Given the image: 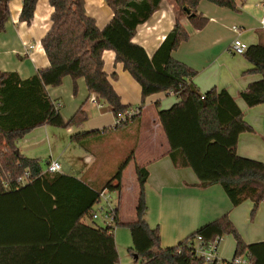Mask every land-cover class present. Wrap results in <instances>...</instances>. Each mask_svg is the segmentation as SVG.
<instances>
[{"label": "trees", "instance_id": "obj_1", "mask_svg": "<svg viewBox=\"0 0 264 264\" xmlns=\"http://www.w3.org/2000/svg\"><path fill=\"white\" fill-rule=\"evenodd\" d=\"M0 0V30L10 18V2ZM114 16L103 29L88 15L85 0H50L54 9L51 28L42 40L50 62L29 79L17 72L0 70V182L19 178L29 171L32 181L25 187L0 190V264H120L114 232L106 227H94L93 214L99 195L118 182L131 160L123 161L111 179L101 189L73 176L44 173L41 161L20 154L18 142L36 128L80 127L87 121L84 110L78 111L69 122L63 119L48 88L63 84L66 77L74 85L84 79L91 94L107 104L116 118L131 106L124 105L115 91L111 77L104 69L103 54L115 52L132 78L141 86L142 112L148 97L173 92L179 102L168 110L159 111V120L170 145V158L177 168H191L199 180V187L221 185L234 207L246 201L253 203L254 218L264 203V164L238 155L241 134L252 132L236 99L226 90L211 89L202 93L193 83L196 71L176 61L172 54L189 38L179 19L163 43L149 57L144 47L133 40L139 26L151 19L163 0H105ZM202 1L236 11L244 0H173L175 5L198 30L209 19L199 13ZM39 0H23L20 20L30 24ZM187 9V10H185ZM253 65L251 73L262 79L240 93L249 108L264 104V45H252L244 55ZM141 113L120 127L104 129L103 133L121 130L135 122ZM101 132H77L71 141L82 148ZM93 146V145H92ZM140 194L133 222L119 219L117 226L129 229L131 256L138 264H205L193 256L197 237L208 246L217 237L232 235L236 240L233 259L247 257L249 264H264V242L246 244L228 216L201 228L185 241L172 248L161 244L160 228L150 227L146 221L148 206L145 185L149 176L146 168L138 167ZM22 261V263H21Z\"/></svg>", "mask_w": 264, "mask_h": 264}, {"label": "crops", "instance_id": "obj_2", "mask_svg": "<svg viewBox=\"0 0 264 264\" xmlns=\"http://www.w3.org/2000/svg\"><path fill=\"white\" fill-rule=\"evenodd\" d=\"M250 1H239L236 11L202 1L198 11L207 17L209 22L206 27L198 30L186 16L182 19L176 16L174 3L163 0L160 9L151 19L138 27L133 41L144 47L149 57H153L179 19L189 38L173 52V58L196 71L193 83L202 93L216 88L228 91L236 99L244 113L245 121L253 129L252 132L240 135L238 155L264 164V104L249 108L240 98V93L252 83L261 80L262 76L251 73L253 65L244 55H234L230 51L232 42L238 36L249 47L264 45V28L261 26L264 9L257 6L258 0H255L256 4H250ZM85 2L88 15L96 20L99 28H105L114 16L106 1L85 0ZM22 8L23 0L10 2V18L5 29L0 30V70L17 72L23 80H26L35 76L39 70L50 66L42 40L51 28L54 9L50 5V0H39L34 19L28 24L20 20ZM233 27H239V35L233 31ZM103 60L108 75L110 77L116 75L112 83L122 103L139 107L142 104L141 86L124 70L123 64L116 61L115 52L105 51ZM48 93L51 99L60 105V113L65 122H69L80 110L86 112L87 121L78 128L63 129L48 125L34 129L18 142L21 155L42 161L48 149L50 154L54 155L52 148L56 150L58 139L64 141L66 139L63 147L66 149L70 147L68 140L75 133L99 131L101 133L96 136L94 142L98 143L106 137H111L112 141L115 140L124 147L125 155L132 156L129 164L137 160L138 154L141 153V163L136 167L146 168L149 173L145 185L148 205L146 221L150 227L160 228L161 244L164 248L179 245L204 226L224 216L230 218L246 244L264 242V203L260 205L253 218L254 205L251 201L234 207L221 185L201 188L191 168L174 166L169 155L168 138L158 113L170 109L179 102L175 94L163 92L148 97L140 117L135 122L121 130L103 133L104 129L113 128L116 117L107 104L98 101L97 95L89 92L84 79L78 80L76 87L72 78L66 77L61 86L49 87ZM95 102L102 107L96 106ZM52 155L50 161H58L61 164L62 174L81 179L96 189L104 187L115 173L101 182L96 176L85 172L79 175L70 174L68 167L59 160H54ZM92 159L91 155L84 156V160L88 163H91ZM126 169L122 176V189L117 194L120 221H123L121 215ZM136 177L138 180L137 172ZM134 217L137 218L136 213L129 218L130 220L124 222H133L136 220ZM83 223L99 227L93 225L94 222L90 220H83ZM123 236L125 233L123 235L122 229L117 237L114 232L117 250L118 242ZM236 246V240L232 235L223 237L218 247L220 259L233 260ZM90 260L91 264H95L94 258ZM27 263L34 264L36 260L29 257ZM126 264H138V261L134 259Z\"/></svg>", "mask_w": 264, "mask_h": 264}, {"label": "rangeland", "instance_id": "obj_3", "mask_svg": "<svg viewBox=\"0 0 264 264\" xmlns=\"http://www.w3.org/2000/svg\"><path fill=\"white\" fill-rule=\"evenodd\" d=\"M172 4L173 0H168ZM250 4H256L255 0H251ZM176 11V16L182 19L185 15L179 10V8L173 4ZM136 108V106H135ZM64 129V128H63ZM66 144L62 139H58L57 148L54 150L52 148V154H50V149H48V153L44 155V159L41 161L42 168L44 170L47 169L48 162L51 160L50 156H53L54 160H59L63 165L68 167V172L70 174L79 175L85 172L88 175H94L97 177L98 181L101 182L103 179L111 176L119 167V165L128 158V155H125L126 150L122 145L117 141L113 140L111 137H106L104 140L98 143H88L85 148H82L78 144L71 141V137L68 140V144H70L69 148H63ZM93 145V146H92ZM65 152V154H64ZM141 152V151H140ZM85 155L92 156V162L88 163L84 160ZM141 153L138 154L137 160H133L127 167L124 176V184H125V194L123 198V206H122V220L128 221L129 218H132L134 213H136V208L138 205L139 199V183L136 177V166L141 163ZM140 157V158H139ZM114 203H118V195L113 193ZM148 206V205H147ZM97 209V205H96ZM148 213V210H147ZM136 218V217H134ZM93 225H97L99 227H105L104 221L100 218ZM118 227V226H117ZM115 231V237L119 236V232L122 229L123 236L118 242V253H119V262L121 264H126L130 260H134V258L129 253V248L132 246V238L129 229L125 228H117ZM130 246V247H129Z\"/></svg>", "mask_w": 264, "mask_h": 264}, {"label": "built area", "instance_id": "obj_4", "mask_svg": "<svg viewBox=\"0 0 264 264\" xmlns=\"http://www.w3.org/2000/svg\"><path fill=\"white\" fill-rule=\"evenodd\" d=\"M257 6L264 9V0H258ZM261 26L264 28V17L261 20ZM233 31L239 35V27H233ZM249 46L238 36L231 44L230 51L234 55H245ZM173 93V92H172ZM174 94V93H173ZM96 106L102 107L99 103L95 102ZM57 108H60V105L57 104ZM141 113L138 107H133L124 113L120 118H116L114 121L115 127H120L124 123H127L129 120L133 119L135 116ZM44 173H62V166L58 161H49L47 169ZM32 181V175L29 171L25 173L24 176L19 178L9 177L6 180L0 182V190H12L18 189L19 187H25ZM118 182L115 181L111 184L109 189H105L99 195L97 202V209L93 214L94 221L102 219L105 223V227L110 230V232H115L117 227L116 211L118 205L113 200V193L118 194L116 187ZM222 241L221 237H217L212 243L208 246L203 245V241L200 237H197L195 243L193 244V256L204 259L205 264H249V259L247 257H241L233 259L231 261H223L220 259L218 254V247Z\"/></svg>", "mask_w": 264, "mask_h": 264}, {"label": "water", "instance_id": "obj_5", "mask_svg": "<svg viewBox=\"0 0 264 264\" xmlns=\"http://www.w3.org/2000/svg\"><path fill=\"white\" fill-rule=\"evenodd\" d=\"M185 10H187V9H185Z\"/></svg>", "mask_w": 264, "mask_h": 264}]
</instances>
